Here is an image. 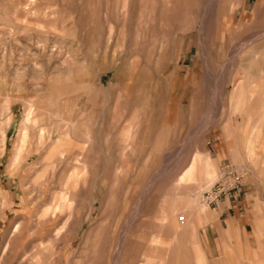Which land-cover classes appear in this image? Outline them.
Instances as JSON below:
<instances>
[{"label": "rangeland", "instance_id": "1", "mask_svg": "<svg viewBox=\"0 0 264 264\" xmlns=\"http://www.w3.org/2000/svg\"><path fill=\"white\" fill-rule=\"evenodd\" d=\"M0 124V264H264V0H0Z\"/></svg>", "mask_w": 264, "mask_h": 264}, {"label": "bare ground", "instance_id": "2", "mask_svg": "<svg viewBox=\"0 0 264 264\" xmlns=\"http://www.w3.org/2000/svg\"><path fill=\"white\" fill-rule=\"evenodd\" d=\"M31 104H28L27 105V109H26V113H25V118H24V120L22 121V125H21V127H20V129H19V133H18V136H17V138H16V140H15V142H14V144H13V147H12V155H11V159H10V162H11V164L12 165H15V164H17V162H18V160H19V158L21 157L20 155L22 154V153H20V152H22L21 150H22V147H23V143H24V141H25V137L28 135V130H29V128L31 127V125L32 124H34V122L36 121V119L33 117V115H32V108H31ZM64 116V115H63ZM37 124V123H36ZM70 125V128L72 129V131H74V132H76L77 131V129H78V126H77V123L74 121V122H67V125ZM35 125V124H34ZM33 129V128H32ZM58 130V129H57ZM29 132H30V130H29ZM73 132V133H74ZM71 131L70 130H67L66 132H64V135L62 136V137H60L59 139H58V141L56 142V148L58 147V148H63L66 144H68V143H70L71 142ZM30 135V134H29ZM89 135V134H88ZM88 135L86 134L85 135V138L86 139H89V137H88ZM30 137V136H29ZM28 137V138H29ZM49 139V138H48ZM50 140V139H49ZM74 140V139H73ZM92 141V140H91ZM90 143V142H89ZM4 145V133H3V128H2V126H1V124H0V151L3 149V146ZM25 145H26V143H25ZM55 147V146H54ZM55 148V149H56ZM24 149V148H23ZM54 149V148H53ZM55 151V150H54ZM84 152V151H83ZM54 154V153H53ZM49 156H50V154H49ZM205 156V155H204ZM60 157V156H59ZM73 162H74V164H77V163H79V160H78V158H77V156H73V160H72ZM59 162V161H58ZM211 166V165H210ZM210 166H209V168H210ZM49 167V166H48ZM212 167V166H211ZM55 170V169H54ZM211 170H213L212 168H210V170L209 171H211ZM48 172V171H47ZM76 172V171H75ZM210 173L211 172H209L208 174H209V179H210ZM207 174V173H206ZM212 174H213V172H212ZM211 174V175H212ZM214 175V174H213ZM216 175V174H215ZM43 181V180H42ZM180 184V183H179ZM64 189V188H63ZM35 198V197H34ZM28 211V210H27ZM202 212H203V209H201V210H199L198 211V216H202ZM36 219V218H35ZM25 220V219H24ZM47 224V223H46ZM51 224H53V223H51ZM26 223H25V221L24 222H22V223H18V224H16L15 225V227L13 228V231L11 232V235H10V237H9V240L6 242V244H5V247H4V251H2L3 252V255H7V253H8V251L10 250V248H11V246L13 245V243H14V241H15V239L18 237V236H20V234H21V232L23 231V229H25L26 228ZM14 226V225H13ZM38 226V225H37ZM35 227V226H34ZM54 227V226H53ZM52 227V228H53ZM31 230H28V233L30 232ZM33 232V231H32ZM54 232V231H53ZM34 234V233H33ZM22 238V237H21ZM62 239V231L61 230H57L56 232H55V234H53V236H52V240L53 241H55V242H58L59 240H61ZM43 241V240H42ZM19 243V242H18ZM22 244V243H21ZM37 244V243H36ZM18 245V244H17ZM51 245V244H50ZM54 246V245H53ZM158 247V246H157ZM156 247V248H157ZM18 248H19V245H18ZM39 248V247H38ZM35 250H36V248H34ZM56 249V248H55ZM147 249V248H146ZM24 250V249H23ZM159 250V249H158ZM34 251V250H33ZM47 251H51V248H50V246L47 248ZM53 251V250H52ZM161 251V250H160ZM20 252H21V250H20ZM54 252V251H53ZM56 252V251H55ZM162 252V251H161ZM35 253V252H34ZM28 254V253H27ZM26 255V254H25ZM163 256L165 255L164 253L162 254ZM39 256L37 255V257H36V262L37 263H39V258H38ZM41 257H43V256H40V258ZM49 257H50V255H49ZM48 257V258H49ZM166 257H168V256H166ZM44 258V257H43ZM53 258H54V256H53ZM20 259V258H19ZM46 259V258H45ZM26 260H28V259H26ZM25 260V261H26ZM146 260V259H145ZM168 260H169V258H168ZM170 262V261H169ZM23 263V262H22ZM53 263V262H52ZM160 264V263H159Z\"/></svg>", "mask_w": 264, "mask_h": 264}, {"label": "built area", "instance_id": "3", "mask_svg": "<svg viewBox=\"0 0 264 264\" xmlns=\"http://www.w3.org/2000/svg\"><path fill=\"white\" fill-rule=\"evenodd\" d=\"M243 172L230 164L224 165L217 180L202 193L203 201L208 205L223 204L228 209L238 206Z\"/></svg>", "mask_w": 264, "mask_h": 264}, {"label": "crops", "instance_id": "4", "mask_svg": "<svg viewBox=\"0 0 264 264\" xmlns=\"http://www.w3.org/2000/svg\"><path fill=\"white\" fill-rule=\"evenodd\" d=\"M222 208L224 209L220 215L222 217V220H224L226 217L227 219L229 218V221L231 222V224H235V223H238L237 222V217H238V214L235 213V211H237V208L235 209H228L227 207H225L224 205L222 206ZM213 216H210V219L209 221L212 219ZM222 223V222H221Z\"/></svg>", "mask_w": 264, "mask_h": 264}]
</instances>
